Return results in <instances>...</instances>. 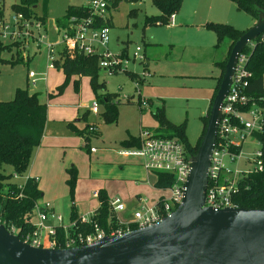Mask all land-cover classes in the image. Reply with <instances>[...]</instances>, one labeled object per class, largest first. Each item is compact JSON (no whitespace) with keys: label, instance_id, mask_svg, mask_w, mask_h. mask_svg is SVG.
<instances>
[{"label":"rangeland","instance_id":"374dc122","mask_svg":"<svg viewBox=\"0 0 264 264\" xmlns=\"http://www.w3.org/2000/svg\"><path fill=\"white\" fill-rule=\"evenodd\" d=\"M2 1L4 16L8 17L13 13L12 5L19 0ZM87 3L88 0H36L32 8L35 20H44L40 28L33 26V35L27 41H18L14 47L9 46L10 50L0 52V100L8 101L17 88H26L50 109L44 132L47 129L60 135L63 130L57 125H62L69 133L64 145L54 146L59 152L57 167L37 202H48L67 223L73 209L77 215L88 218L98 205L95 193L102 191L109 199H121L126 209L117 216L120 221L128 222L132 220L128 210L136 206L135 195L141 194L151 204L169 194L154 186L155 173L146 170L139 157L119 153L133 148L121 146L120 142L128 136H142V130L161 133L154 113L163 107L171 123L185 122V137L195 145L203 130V118L217 85L216 78L220 76L212 63L218 57L213 50L215 35L204 24L221 22L244 29L251 25L252 19L230 0H181L172 24L170 18L167 23H145L146 17L160 14L151 0L122 1L116 9L105 11L111 20L106 48L111 55H120L119 69L96 68L93 78L70 75L62 93L58 94L56 87L65 80V74L48 69L46 44H54V53L59 51L62 39L55 20L64 15L68 5ZM28 71L46 73L44 81L32 83ZM95 82L103 85L96 89L97 94L109 92L117 103L116 121L103 120L104 105L95 99L92 91ZM93 101L97 103V112L91 111ZM66 106L76 112L69 124L56 119ZM91 125L96 130L89 131ZM73 127L86 128L90 132L88 139L73 132ZM90 147L94 150L89 151ZM258 149L260 145L256 143L245 144L241 158L229 166L243 170L238 178L253 170L252 159ZM70 168L75 170L72 182ZM3 171L11 174L9 180L13 182H22L26 174L14 178L12 168L7 165ZM29 217L32 224L38 222L35 209Z\"/></svg>","mask_w":264,"mask_h":264},{"label":"built area","instance_id":"2783aa9c","mask_svg":"<svg viewBox=\"0 0 264 264\" xmlns=\"http://www.w3.org/2000/svg\"><path fill=\"white\" fill-rule=\"evenodd\" d=\"M1 2V0H0ZM111 0H88L86 5L88 15H71L64 26L57 27L61 34L62 48L70 57L75 53L84 56L97 58L98 68H109L114 71L119 69L121 58L119 54L111 55L106 44L108 42V26L98 25L96 16H106L105 11L110 6ZM4 9V8H3ZM172 14L169 18L173 21ZM40 28L39 20L28 19L20 12H14L5 17L0 15V52L10 50L16 42L32 37V27ZM254 40L249 41L243 48H252ZM54 44H46L47 67L55 69V60L59 58V51L54 53ZM243 50L237 55L235 68L231 77V84L219 105V119L217 120V131L213 145L209 165L207 168V185L204 196V206L214 210L226 207H238L234 202L238 182L251 172H259L263 169L262 153L258 149L254 152V168L252 171L243 173V170L229 166L237 162L243 155L245 144L260 145L259 136L263 130L264 123V96H254L246 91L247 77L249 74L245 69L246 54ZM136 52H134V56ZM28 77L32 83L45 79L44 73L28 71ZM91 111L97 112V103L93 101ZM89 131L96 130L95 125L88 127ZM139 138V145L131 149L120 150L119 153L127 156H137L142 166L153 173H161L170 177V183L164 186H155L168 192V197H160L148 203L146 197L135 196V208L128 214L131 221L122 222L117 216L118 212L126 209L125 204L118 197L109 199L108 209L111 218L105 227H102L93 218V212L88 218L80 216L78 229L77 221L64 223L62 216L56 214L48 202H35L33 209L36 210L38 222L32 224V228L20 231L14 225L7 226L0 221V224L13 235H16L22 242L34 247L43 248H68L76 245L90 244L106 236L120 235L126 231L143 228L155 224L169 216L181 202L185 190V182L190 170L192 157L182 142L176 137H163L149 130H142ZM92 147L89 151H93ZM14 178L21 177L13 173ZM27 179L37 177H24L17 187L22 189ZM96 197H97V193ZM19 198L21 193L17 195ZM112 220V221H111ZM49 224L45 225L44 222Z\"/></svg>","mask_w":264,"mask_h":264},{"label":"water","instance_id":"95a60500","mask_svg":"<svg viewBox=\"0 0 264 264\" xmlns=\"http://www.w3.org/2000/svg\"><path fill=\"white\" fill-rule=\"evenodd\" d=\"M264 32V10L233 43L206 114L181 202L155 224L68 248L34 247L0 224V264H264V208L204 206L219 105L237 55Z\"/></svg>","mask_w":264,"mask_h":264},{"label":"trees","instance_id":"16d2710c","mask_svg":"<svg viewBox=\"0 0 264 264\" xmlns=\"http://www.w3.org/2000/svg\"><path fill=\"white\" fill-rule=\"evenodd\" d=\"M122 1L134 2L138 0H111L108 9H116ZM230 1L235 4L237 9L246 13L254 21L257 20L259 13L264 10V0ZM35 2L36 0H19L18 3L12 5V9L14 12L22 13L28 19H35L32 8ZM151 2L160 11V14L146 17L145 23H167L169 17L178 10L181 0H151ZM3 8V1L1 0L0 15H2ZM71 15H88L86 5H68L64 15L55 20L56 28L64 26ZM94 19L101 26H109L111 21L110 16H96ZM39 21L44 22L43 18ZM204 26L215 35L213 50L218 57L212 63L218 69L220 76L216 78L217 85L213 92L214 95L224 71L229 51L233 43L244 31L221 22L208 21ZM243 52L246 54L245 69L249 74L245 86L246 91L254 96H264V32L254 39L252 48L246 47ZM10 60L12 61V59ZM14 61H22V59H14ZM96 68L98 67L95 56L87 57L81 53H75L73 57H70L65 51H59V58L55 60V69L61 70L65 74V80L56 87L57 93H62L70 75L93 78L96 76ZM102 87L103 85L97 82L92 84L94 97L104 105L103 120L107 123L114 122L117 118V103L113 102L112 94L109 92L96 93V89ZM46 112V103L41 101L35 93L30 94L26 88H17L13 98L8 101L0 100V221L7 226L14 225L20 231L32 228L29 214L33 209L34 203L41 197V191L37 187V182L33 179H27L23 188L19 189L17 182L9 180L11 174H6L3 171V166H10L13 173L19 175L25 173L32 154L40 143L46 122ZM154 117L158 122L157 128L161 130V133H158L159 136L176 137L182 142L191 156L196 153L206 127V116L203 118L202 133L195 145L188 143L185 137V122L180 124L171 123L165 117L163 107L156 110ZM72 130L85 139H88L90 135V132H86V128L84 130L72 128ZM259 140L263 169L259 172H251L239 180L234 195V202L238 207L264 208V123ZM120 144L124 147H136L139 145V138L128 136ZM69 174L72 182L75 178V170L70 168ZM155 175L156 183L154 186H164L170 183L171 178L165 174L156 173ZM18 193L22 194L20 198L17 196ZM97 198L98 205L93 210L92 216L102 227H105L109 219H112L108 209L109 198L102 191L97 193ZM79 218L80 216L73 209L69 214V221H77V225H79L81 224L79 223ZM78 229H82V225H79Z\"/></svg>","mask_w":264,"mask_h":264},{"label":"crops","instance_id":"0c3cea01","mask_svg":"<svg viewBox=\"0 0 264 264\" xmlns=\"http://www.w3.org/2000/svg\"><path fill=\"white\" fill-rule=\"evenodd\" d=\"M254 22L255 21L252 20L251 25H253ZM251 25H249L248 27H246L244 29H239V28H237V29L245 31ZM45 75H46V73H45ZM218 75H220V73H218ZM75 76L79 77L81 75H75ZM213 92H214V90H213ZM213 92H212V95H213ZM211 99H212V97L210 98L209 106L211 103ZM72 108L73 107H70V106L62 107L61 108L62 113L60 115H58L56 117V119L57 120L62 119V121H67V123L69 124L71 120H74V117L76 114V112H74V110H72ZM49 110L50 109H47L46 116H47ZM57 126H59L61 130H63V133L60 135H56L54 133L48 132L47 129H46V132H44V130H43V134H42L40 143L35 148V150L32 154L29 166H28L27 170L25 171L26 174H24L25 177H37L38 178V180L36 182H37L38 189L41 191V196H43V191L46 189L45 187H46L47 181L51 179V176L54 172V167L55 168L57 167L56 163L58 160L59 152L54 148V146L58 145L60 147L61 145H64V141H66L69 138L68 137L69 133L66 130H64V128H62V125H57ZM73 128H75V127H73ZM125 156H127V155H125ZM140 162H141V160H140ZM137 195H141V194H137ZM137 195H135V196H137ZM53 210H54V208H53Z\"/></svg>","mask_w":264,"mask_h":264}]
</instances>
